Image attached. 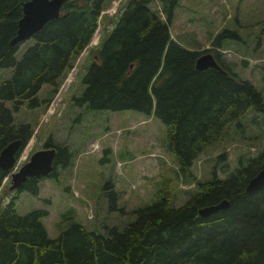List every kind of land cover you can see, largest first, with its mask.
Listing matches in <instances>:
<instances>
[{
	"label": "trees",
	"instance_id": "trees-1",
	"mask_svg": "<svg viewBox=\"0 0 264 264\" xmlns=\"http://www.w3.org/2000/svg\"><path fill=\"white\" fill-rule=\"evenodd\" d=\"M25 1L0 0V150L15 139L21 141L20 150L28 142L34 127L17 121L13 111L24 101L36 106L50 100H40L38 90L48 84L56 91L90 42L108 0H64L57 18L30 38L11 43ZM150 1L126 0L115 22L103 27L82 75L84 88L72 100L93 110L133 109L154 115L166 127L178 174L191 179L193 159L220 138L226 123L256 111L253 122L264 134V96L221 57L223 42H245L234 23L211 38L212 47L192 49L170 36L174 0H163L159 10ZM29 39L32 42L26 43ZM21 43L26 46L17 56ZM204 52H211L224 71L196 69L195 61ZM51 140L49 134L43 142L56 148L54 168L47 176L56 178V166H66L74 150ZM224 155L218 154L217 161ZM263 167L264 148L225 178L216 175L214 166L213 177L197 181V191L183 204L170 205L166 185L157 190V199L129 210L135 214L129 223L101 224L102 230L86 228L68 208L60 213L64 226L55 237L42 221L45 209L19 214L11 198L0 209V264H264V186L245 190ZM8 172L0 167V186ZM38 181L28 177L15 190L36 195ZM222 199L229 204L207 216L198 214L200 207Z\"/></svg>",
	"mask_w": 264,
	"mask_h": 264
},
{
	"label": "rangeland",
	"instance_id": "rangeland-1",
	"mask_svg": "<svg viewBox=\"0 0 264 264\" xmlns=\"http://www.w3.org/2000/svg\"><path fill=\"white\" fill-rule=\"evenodd\" d=\"M125 2L107 1V8L102 11L88 46L74 58L56 91L52 92L48 84L38 90L40 100L51 97L47 103L42 101L30 106L29 101H24L13 111L17 121L30 122L34 130L20 150L12 170L25 162L34 150L45 147L43 142L49 134L53 144L74 150L66 166H56V178L39 177L36 195L9 189L8 174L0 186V209L11 198L19 214L34 208L45 209L42 221L50 237L57 236L63 229L60 213L68 208H73L74 218L86 228L102 230L101 224L105 227L129 223L135 217L129 210L157 199V190L165 189L166 185L170 191V205L179 206L197 191V181L213 177L214 166L216 175L225 178L264 148V134L253 122L256 111L248 110L237 120L226 123L220 138L193 159L190 170L195 179L184 178L178 174L177 155L168 147L166 127L154 115L133 109L93 110L86 104L75 105L72 96L84 88L82 75L91 63L93 48L99 45L103 27L108 28L115 22ZM162 2L151 0L150 6L159 10ZM174 2L170 36L187 47L210 48L211 38L222 28H231L234 24L239 28L245 42H223L221 57L264 96V0ZM160 15L165 17L163 12ZM252 31L259 36L257 39ZM29 42L32 40L26 43ZM25 46V43L20 44L17 56ZM222 152L225 155L218 162L217 155ZM61 156L64 157V153ZM112 185L117 190V203L112 196ZM114 202L117 211L113 210Z\"/></svg>",
	"mask_w": 264,
	"mask_h": 264
},
{
	"label": "water",
	"instance_id": "water-1",
	"mask_svg": "<svg viewBox=\"0 0 264 264\" xmlns=\"http://www.w3.org/2000/svg\"><path fill=\"white\" fill-rule=\"evenodd\" d=\"M64 0H26L22 5V16L18 20L16 35L11 43L26 40L40 30L43 25L60 15V8ZM196 69L203 70L215 67L224 71L211 52H204L195 61ZM21 141H10L0 150V167L12 169L20 151ZM56 148L53 146L42 147L34 150L21 166L10 173L9 189H17L28 177L47 176L54 168ZM264 186V167L258 170L247 182L245 190L248 192ZM229 204L227 199H222L215 204L202 206L198 209L200 216H207Z\"/></svg>",
	"mask_w": 264,
	"mask_h": 264
},
{
	"label": "crops",
	"instance_id": "crops-1",
	"mask_svg": "<svg viewBox=\"0 0 264 264\" xmlns=\"http://www.w3.org/2000/svg\"><path fill=\"white\" fill-rule=\"evenodd\" d=\"M190 48V47H189Z\"/></svg>",
	"mask_w": 264,
	"mask_h": 264
}]
</instances>
